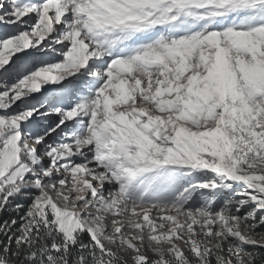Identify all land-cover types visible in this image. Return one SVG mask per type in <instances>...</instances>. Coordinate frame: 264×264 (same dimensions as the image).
I'll use <instances>...</instances> for the list:
<instances>
[{
    "label": "snow or ice",
    "instance_id": "1",
    "mask_svg": "<svg viewBox=\"0 0 264 264\" xmlns=\"http://www.w3.org/2000/svg\"><path fill=\"white\" fill-rule=\"evenodd\" d=\"M0 264H264V0H0Z\"/></svg>",
    "mask_w": 264,
    "mask_h": 264
}]
</instances>
